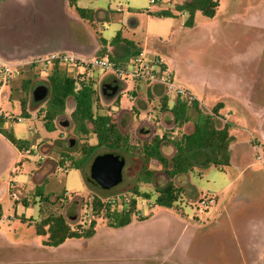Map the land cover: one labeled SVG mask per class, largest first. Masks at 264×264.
Wrapping results in <instances>:
<instances>
[{"label":"rangeland","instance_id":"374dc122","mask_svg":"<svg viewBox=\"0 0 264 264\" xmlns=\"http://www.w3.org/2000/svg\"><path fill=\"white\" fill-rule=\"evenodd\" d=\"M178 1L159 0L153 4L151 0H21L17 3L0 0V48L8 46L12 54L32 56L81 48L85 54L99 53L103 49L102 39L111 42L118 33L138 41L148 36L150 47L156 40L162 42L160 53L175 82L199 99L204 113H212L217 104H222L220 113L227 115L223 119L232 124L230 133L235 138L232 161L225 172L214 166L204 170L196 168L189 178L195 193L193 188H187L171 208L155 205L158 188L168 182L165 174H157L153 183L139 182L141 158L122 150L101 148L95 156L106 153L123 156L126 159L123 182L111 190H102L98 185L90 188L84 172L90 177L92 161L84 171L72 168L67 174L58 166L60 159L68 155L79 158L81 146L96 145V137L80 138L73 129L66 130L59 125L55 131H48L40 116L45 104L35 101L44 86L47 87L48 79L25 68L11 87L9 102L0 99V109L16 117L14 120L0 118L4 121H0V264H170L161 254L170 250L179 236L185 231L193 234L199 227L211 230L215 225L228 231L235 226L242 227L240 235L244 240H239L244 243L241 248L236 246L239 261L264 264V220L258 219L264 217V0H218L219 7L213 18L196 12L193 30L186 26L189 16L175 7ZM119 4L126 7L124 13L116 11ZM76 7L95 10L93 21L83 20ZM159 8L172 10L174 16L156 17L154 14ZM132 20H137L139 25L131 27ZM180 25L185 27L184 32L172 39H163ZM188 33L184 43L182 37ZM158 36L163 40L157 39ZM107 50L109 54L112 51L110 46ZM122 52L121 48L116 51L118 55ZM110 77H113L111 71L96 70L91 80L99 94L98 113L114 116L134 144L159 141L165 133L177 137L178 131L170 125L172 115L162 109L164 98L156 99L149 92L135 102L130 98L134 83L123 81L121 88L105 99L102 90L111 81ZM27 81L31 83L24 90ZM118 99L122 110L136 107L138 111L129 115L116 112ZM22 101L26 102L25 109ZM191 115L195 119L194 111ZM24 127H28L26 132L30 137L25 140L28 145L20 151L2 132L12 130L23 137ZM71 139L78 141L75 148L71 147ZM32 145L46 156L44 160L35 154L23 153ZM165 151L170 153L171 148L166 147ZM150 170L163 169L157 161H152ZM41 186L44 196L50 197L49 202H40L36 196ZM136 187L140 193L151 195V199L144 204L138 198L140 209L149 216L150 223L136 228L135 234L155 241L164 238L163 251L148 263V259L142 261L143 258L133 255L111 256L99 251V244L112 240L108 231L115 230L108 228L106 212L86 217L88 212L83 204L96 197L135 199ZM203 200L209 204H200ZM54 213L69 217L73 228L95 220L97 236L49 246L46 244L49 236L39 235L35 225ZM137 221L134 215L132 222ZM254 229L259 232L255 241Z\"/></svg>","mask_w":264,"mask_h":264},{"label":"trees","instance_id":"16d2710c","mask_svg":"<svg viewBox=\"0 0 264 264\" xmlns=\"http://www.w3.org/2000/svg\"><path fill=\"white\" fill-rule=\"evenodd\" d=\"M218 7V0H188L177 6V9L179 12L188 14L186 26L192 28L196 12H202L206 17L213 18ZM76 11L83 20L93 21L94 10L76 7ZM154 15L159 18L174 16L168 10L160 11ZM102 42L103 49L100 54H109L107 53L108 42L105 39H102ZM109 45L112 48L109 55L115 62L126 63L141 52V49L133 41L123 38L121 33H118ZM119 48L123 51L121 55L116 53ZM115 82L121 88V83L117 80ZM30 83L31 81L25 82L23 89L27 90ZM46 84L49 94L38 104H45L40 110V116L47 130L53 132L59 125L66 130L73 129L75 135L80 138L94 135L97 140L96 145L83 144L79 149L81 154L79 158L71 155L66 157L71 161L72 168L83 169L84 171L85 166L94 160L97 151L101 148L138 154L142 161L139 182L153 183L159 173L165 174L168 178V182L157 190L155 205L171 208L184 196L185 187L175 182L178 177L189 176L195 172L196 168L204 170L210 166L225 172V168L231 164L232 145L235 138L230 133L232 124L224 121L220 113L223 108L222 104H217L212 113H204L200 109L199 103L188 106L178 98L169 111L172 115L170 124L172 129L178 131V129L181 130L185 127V131L179 130L177 137L165 133L159 141L134 144L131 137L124 133L114 116L97 112L99 94L91 81L80 83L78 89V79L67 77L55 67ZM103 97L105 99L111 98L110 95H103ZM117 101L119 106L120 99ZM22 103L23 109H25L26 102L22 101ZM38 104L34 103V105ZM162 109L165 112L169 109L167 98L163 99ZM192 111L196 113L195 119L192 118ZM0 121L3 120L0 119ZM175 130H172V133ZM2 133L20 151L28 145L27 141L18 139L12 130H5ZM70 144L71 147L75 148L78 141L71 139ZM166 147L171 148V153H166ZM152 161H157L163 170L151 171L150 164ZM84 178L88 187L97 186L85 172ZM42 188V186L38 187L36 196L40 197V202H49L50 197L44 196ZM133 195L147 201L151 199V195L140 193L137 187L134 189ZM80 199L83 200L81 197ZM80 199L79 201L83 203ZM136 206L137 200L133 199L127 209L112 210L107 199L96 197L92 209L95 216H101L103 212H106L110 227L123 228L132 223L133 216H136ZM1 215L0 208V217ZM68 218L62 213L51 214L37 221L36 231L39 235L49 236L46 244L52 247H58L69 239H89L95 235V220L89 225L73 228ZM138 219L144 220V218ZM23 222H28V220L23 219Z\"/></svg>","mask_w":264,"mask_h":264},{"label":"crops","instance_id":"0c3cea01","mask_svg":"<svg viewBox=\"0 0 264 264\" xmlns=\"http://www.w3.org/2000/svg\"><path fill=\"white\" fill-rule=\"evenodd\" d=\"M18 1H21V0H15V3H17ZM158 1L159 0H156V2L154 4L158 3ZM185 1H188V0H179L174 5H175V7H177L179 5H182ZM164 10H166V11L168 10L171 13H173L172 10H170L168 8H159L158 12L164 11ZM183 15L188 16V14L185 12H183ZM147 16H148V19L152 18V15H150V14ZM169 18L170 17L164 18V19H169ZM132 21H134V20H132ZM135 21H137V20H135ZM138 25H139V23L137 21L136 26H138ZM130 26L136 27V26H132L131 23H130ZM190 30H193V28ZM184 31H185V27L183 25H180L177 28V31L169 33L168 36L166 38H163V39H172V38H174V36L177 33H182ZM148 35H151V33L148 32ZM153 35H156V34H153ZM188 37H189V33L184 34V36L182 37V40L184 41V43H185V41L188 40ZM125 39H128V38H125ZM149 39H150V37L148 38V36H147L143 41H138V40H134V39H132V40L130 39V41H133L141 49V51H145L147 54H151V55L154 54V55L160 56L165 60L163 55L160 53V48H161L162 42L156 40L157 42H154L153 47H150ZM157 39H161V38H159V36H158ZM163 39H161V40H163ZM109 43L110 42H108L107 47L110 46ZM9 49L10 48L8 46L0 48V54H1L0 56L3 57L4 59H6L7 61H10L13 63L25 62V61H29L35 57H41V56H45V55H48L51 53H56L55 51H53V52H49V53H45V54H36V55L33 54L32 56L26 54L27 56H25L24 54H12L9 51ZM81 49H83V48H81ZM81 49L71 50V51H69V50L68 51H59V52H70V53H74L76 55L88 57V58H92L94 56L100 55V52L99 53H93V54H85V53L81 52ZM111 50H112V48H111ZM165 62H166V60H165ZM167 65H168V63H167ZM109 79L112 80L113 77H110ZM150 92H151V95L154 96V98H156V99H161V98H167L168 99V107H169L168 113H170L169 111L175 105L177 98L167 97L165 92H164V89L161 86L152 87ZM144 95L145 94L143 92H134V88H133V91L130 95V98L136 102L137 99H139V98L142 99ZM198 101H199V99H198ZM119 106H120V103H119ZM119 106L115 107L114 110L116 112L120 111L121 114H125V115L128 114L129 115L133 111H136V112L138 111V108H136V107H133L132 109L125 111V110H122L121 108H119ZM171 120H172V117H171ZM146 123L151 124L148 121H146ZM27 128L28 127H24L22 129V130H24V134H25L23 137L15 134L18 139L27 140L30 137L29 133L26 132ZM184 129H185V127H183L181 130L178 129V132H179V130L183 131ZM189 178H190V175L189 176H180L177 179H175V182L180 183V181L183 180L184 182L181 183V185L184 186L186 191H187V188H193L189 184ZM192 190L195 193V189L193 188ZM258 207H260V205ZM147 213L149 214V211ZM258 219L264 220V217H258ZM146 223H150L149 216L144 217V220L138 219L137 223L132 222L123 228H114V227H110L108 225L109 226L108 228H110L111 230H113V229L115 230L113 232L108 231V234L110 235L112 240L110 242H109V240H106L105 244L104 243L99 244L98 250L104 251V253H109V254L111 253V256H114V255H123V256L133 255L134 257L143 258L142 261H145V259H148V261H147V263H148L149 259L155 258L157 255H159V251L160 252L163 251L162 247L164 246V241H162V240L164 238L163 239L160 238L159 241H158V239L155 241V240L149 239L148 237L147 238H145V237L141 238L140 236L135 234L134 230L138 227H142V226L146 225ZM241 231H242V227L235 226L232 229H230V231H228L226 229V227H221V225H215L213 228H211V230H207L205 227H203V228L199 227L198 230L193 234H188L186 231L185 232L183 231L184 233L182 235L180 234L181 236H179V238L176 240V242L172 246V248L170 250H167L166 252L165 251L162 252L163 254H161V253L160 254L163 255V257H165L164 259L166 260V262L167 263L170 262V264H180V263H185V264H243L242 261H239V257H238V254H240L238 248H241V244L244 243V242H241L242 240H244V236L240 235ZM97 234H98V232L96 231L95 235L92 238L97 236ZM234 235H236L235 239L237 238V240H238L236 242L234 239ZM253 236H254L253 237L254 241L259 236V232H257L256 229L253 230ZM117 239L120 241H117ZM239 239H241V241ZM69 240H74V239H69ZM236 246H238V248ZM234 247H236V248H234ZM252 249L255 252V249H256V243L255 242L253 243ZM93 251H94V249H93ZM96 253H98V252H96Z\"/></svg>","mask_w":264,"mask_h":264},{"label":"built area","instance_id":"2783aa9c","mask_svg":"<svg viewBox=\"0 0 264 264\" xmlns=\"http://www.w3.org/2000/svg\"><path fill=\"white\" fill-rule=\"evenodd\" d=\"M151 2L154 4L156 0H151ZM126 10L124 5L119 4L116 7V11L119 13H124ZM55 67H57L60 72L63 71L67 77L78 79V89L80 88V83H88L93 80L96 70L101 72L111 71L113 73V79L117 80L119 83L122 84L123 81L133 82L134 92H143L147 94L151 91L152 87L161 86L167 97L179 98L188 106H193L195 103L200 104L192 92L175 82L173 72L162 57L154 54H147L145 51H141L126 63L113 61L109 54H100L88 58L70 52H56L17 63L7 61L0 56V99L9 102L8 94L11 92V87L15 80L21 77L25 68L49 80ZM3 116L5 119L9 120H14V118H16L12 115H7L0 109V118H3ZM223 116L227 118L226 114ZM17 120L21 121L22 119L17 118ZM30 133L32 134V132ZM39 152L38 147L33 145L31 149H27L23 153L28 156L35 154L39 156L41 160H44L46 156ZM58 169L67 174L69 170L72 169L71 161L67 158H61ZM135 199L137 200L136 217H146L147 214L140 209L138 197H135ZM107 200L108 203L111 204L112 210L121 211L130 206L133 198L130 199V197L127 196H117ZM142 201L145 204L147 200L142 199ZM93 202V198L88 202H84V207L88 212L86 217L93 216ZM200 204L207 205L209 201L203 200ZM91 222L92 221H90V223Z\"/></svg>","mask_w":264,"mask_h":264},{"label":"water","instance_id":"95a60500","mask_svg":"<svg viewBox=\"0 0 264 264\" xmlns=\"http://www.w3.org/2000/svg\"><path fill=\"white\" fill-rule=\"evenodd\" d=\"M132 26L137 25V21L131 22ZM119 85L110 84L103 88V95H112L117 92ZM47 88H44L39 97L35 98L36 102L43 100L47 96ZM126 165V159L118 154H99L92 161L90 167V178L102 190H111L123 182V171Z\"/></svg>","mask_w":264,"mask_h":264},{"label":"flooded vegetation","instance_id":"af4514ba","mask_svg":"<svg viewBox=\"0 0 264 264\" xmlns=\"http://www.w3.org/2000/svg\"><path fill=\"white\" fill-rule=\"evenodd\" d=\"M115 81H116V80L112 79L111 81L107 82V83L103 86V88H105L106 86H108V85H110V84L116 83ZM41 86L43 87L44 85H41ZM41 86H39V87H41ZM44 87L46 88V86H44Z\"/></svg>","mask_w":264,"mask_h":264}]
</instances>
